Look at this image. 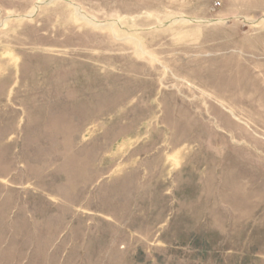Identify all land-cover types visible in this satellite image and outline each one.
<instances>
[{"label": "rangeland", "instance_id": "374dc122", "mask_svg": "<svg viewBox=\"0 0 264 264\" xmlns=\"http://www.w3.org/2000/svg\"><path fill=\"white\" fill-rule=\"evenodd\" d=\"M0 264H264V0H0Z\"/></svg>", "mask_w": 264, "mask_h": 264}]
</instances>
